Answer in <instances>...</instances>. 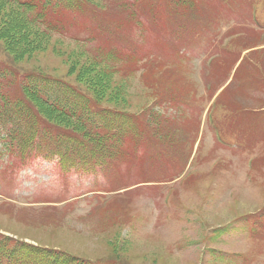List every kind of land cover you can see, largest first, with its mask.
Here are the masks:
<instances>
[{
    "label": "rangeland",
    "instance_id": "obj_1",
    "mask_svg": "<svg viewBox=\"0 0 264 264\" xmlns=\"http://www.w3.org/2000/svg\"><path fill=\"white\" fill-rule=\"evenodd\" d=\"M123 2L90 0L92 6L69 9L74 14L64 16L65 10L56 12L59 8H55L50 12L45 7V20L52 19L58 25L65 21L63 28L70 29L62 35L43 37L36 36L33 28L23 27L25 17L20 19L16 6L0 7V63L7 65L10 75L14 71L22 76L39 74L62 79L102 107L136 115L134 135L141 131L153 133L156 126L145 128L141 119L154 114L156 98L175 92L183 94L193 86L198 94L205 93L204 87L214 83L207 78L212 65L209 59L224 49L231 36L243 30L247 33V25L254 24L248 0L217 2L219 8L213 20L219 28L214 42H208V36L188 40L184 49L190 60L180 58L185 65L175 60V66L166 67L152 61L142 72L145 57L148 54V59L156 58L153 49L159 46L147 39L145 28L135 34L140 45L133 46L125 40L119 32V24L127 21ZM171 3L177 10L175 16H183L186 11L192 14V8L202 7L204 0H162L165 13L170 12ZM41 4L36 13L47 6ZM260 7H264L263 2ZM83 11H87V18ZM102 18L112 21L116 36L125 43L115 48L126 45V54L119 52V64L81 45L90 39L86 29ZM257 21L264 30V17ZM168 28L170 34L177 36L175 21ZM101 35L105 37L104 30ZM88 44L103 47L97 40ZM132 50H136V59L126 60ZM253 60L260 67L257 77L264 80V53ZM24 88L27 90L25 85ZM245 89L248 100H253L250 103H259L249 106L264 108L261 82ZM238 97L231 98L239 100ZM37 111L44 121L56 127L71 129L67 125L75 123L45 106ZM216 114L223 117L221 111ZM257 118L260 117L250 115L249 124ZM260 123L264 125V117ZM203 137V155L210 160L191 168L193 175L186 185H175L173 192L166 189L163 196L154 194L152 189L147 194H135L133 200L124 197L102 213L98 211L104 205L92 196L97 186L106 185L103 177L61 175L55 163L43 158L31 160L27 167L13 168L11 157L7 161L8 151L0 147V233L7 237L4 248L11 254L10 260L1 257L0 264H33L36 256L31 254L35 250L29 245L99 264H264V162L258 160L256 168L250 167L254 157H264V141L257 150L254 143L251 149L235 150L233 146L218 147L208 129ZM127 146L132 149V144ZM128 166L132 168L129 170ZM138 166L124 157L120 170L125 174L137 172ZM45 261H51L50 257Z\"/></svg>",
    "mask_w": 264,
    "mask_h": 264
},
{
    "label": "trees",
    "instance_id": "obj_2",
    "mask_svg": "<svg viewBox=\"0 0 264 264\" xmlns=\"http://www.w3.org/2000/svg\"><path fill=\"white\" fill-rule=\"evenodd\" d=\"M0 4H1L0 7H3L5 5L16 6L20 11V17H21L20 19H23L25 17V19H23L22 21L23 27L30 29V30H32L33 28V31L36 30V34L34 33L36 36L43 37L44 35L47 36L49 34L48 30L44 29L35 20V18H33L30 14L31 11L32 12L35 11V8H34V5H36L35 0H0ZM12 17L14 19H17V17L14 15H12ZM52 96H56V95L53 94L47 97L46 100H44L42 96L40 95L39 91L32 90L29 88H27V90L25 89V91L22 92V96L21 95L13 96L9 91L7 92L6 89L2 87V89H0V119H2V121L4 122H7L8 124H16V126L18 125L21 126L20 123L23 120V116H29L31 114L39 115L37 110H41L43 106H45L46 109L51 110V112H60L52 105H54V103L56 102H64V104H68L72 100L71 98H68V97L63 98V99H53ZM21 100H24V101H21ZM89 102L93 106H96V107L100 106L92 98H89ZM72 111H75V110H72ZM66 115H63V117L71 119V120L77 119V116H73L72 114H66ZM67 126L71 127V129H67L64 127H62L63 129H60L61 127L59 128L62 134H68L73 131H74V134L79 132L78 130L80 128L75 123L74 125H67ZM37 129H38V124L36 125L35 123L31 125V129L29 130L26 129L25 127L20 128L19 131L16 132V134H19V135H17L16 137L13 135L12 140H10L13 143V145H11L12 148L15 149L17 147V149L20 152H26L31 146H33L35 142L33 135ZM85 135H86V132L82 134V136H85ZM48 139L50 140L48 141L47 144L53 143L57 147H62L66 145V143L64 142V138L61 136L58 137L57 139H52V138H48ZM15 143L17 144V146L14 145ZM93 143L96 145L100 144V143H97V141ZM98 148L100 150L101 146H98Z\"/></svg>",
    "mask_w": 264,
    "mask_h": 264
}]
</instances>
